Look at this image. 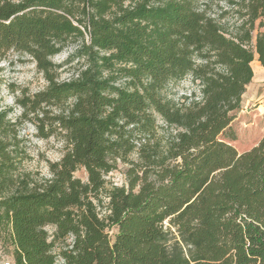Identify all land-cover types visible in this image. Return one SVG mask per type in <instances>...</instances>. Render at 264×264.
Instances as JSON below:
<instances>
[{"label": "trees", "instance_id": "obj_1", "mask_svg": "<svg viewBox=\"0 0 264 264\" xmlns=\"http://www.w3.org/2000/svg\"><path fill=\"white\" fill-rule=\"evenodd\" d=\"M230 3L235 32L191 0H0V79L15 53L47 82L17 119L0 101L14 264H264V135L235 144L264 117L237 118L252 63L264 68V0ZM69 46L65 65L83 63L60 81ZM188 76L200 95L168 99ZM25 121L65 144L48 178L21 170ZM121 165L124 184L107 180Z\"/></svg>", "mask_w": 264, "mask_h": 264}, {"label": "rangeland", "instance_id": "obj_2", "mask_svg": "<svg viewBox=\"0 0 264 264\" xmlns=\"http://www.w3.org/2000/svg\"><path fill=\"white\" fill-rule=\"evenodd\" d=\"M200 10L206 11L209 16L217 20L229 32H235L238 26L243 22L238 8L230 3V0H191ZM256 32L254 36H256ZM72 46L67 47L64 52L55 57L53 61L58 65H63L59 70V80H68L76 74L81 63L75 65H65V60L71 52ZM254 78L252 83L247 86L246 93L242 97L241 111L237 118H257L259 114L264 115V68L257 59L253 62ZM259 67H258V66ZM2 76L0 79V101L6 108L12 110V118L17 119L22 114V109L18 101L25 95L32 96L47 86V82L41 72L37 69L36 63L28 56L10 53L7 58L1 62ZM191 76L185 79L171 83L165 90V96L168 99L179 101L184 96H189L199 88ZM24 122V121H23ZM20 129L23 139L22 148L26 151L28 158L22 164V171L39 175L43 178L50 177L49 165L58 162L64 156L66 149L61 137H51L43 140L38 137L33 123L25 121ZM253 137L249 136L244 142L235 144L240 150L251 148L264 135V117L257 120L253 128ZM227 138V135H224ZM228 139V138H227ZM124 166H120L117 172L110 174L107 178L110 182L117 185L124 184ZM77 177L86 181V173L80 170ZM52 232L51 229H49ZM13 248L6 240L3 232L0 230V264H14Z\"/></svg>", "mask_w": 264, "mask_h": 264}, {"label": "bare ground", "instance_id": "obj_3", "mask_svg": "<svg viewBox=\"0 0 264 264\" xmlns=\"http://www.w3.org/2000/svg\"><path fill=\"white\" fill-rule=\"evenodd\" d=\"M258 66V65H257ZM252 67H254V63H252ZM259 67V66H258Z\"/></svg>", "mask_w": 264, "mask_h": 264}]
</instances>
